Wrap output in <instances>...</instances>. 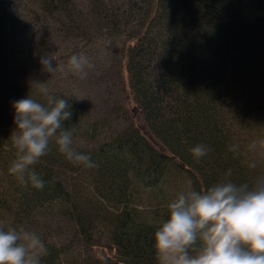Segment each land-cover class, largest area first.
<instances>
[{"label": "trees", "instance_id": "obj_1", "mask_svg": "<svg viewBox=\"0 0 264 264\" xmlns=\"http://www.w3.org/2000/svg\"><path fill=\"white\" fill-rule=\"evenodd\" d=\"M34 3L38 14L28 24L29 15L22 20L0 0V227L35 232L48 249L41 264H81L53 240L59 216L73 222L88 252L106 245L85 264H158L154 233L172 199L149 218L138 203L143 191L156 195L177 181L185 189L190 180L197 190L226 180L251 184L264 175V0H89V20L73 0ZM38 26L123 38L127 98L140 122L120 115L126 125L95 145L102 126L32 64L47 40ZM30 92L43 104L47 96L68 100L72 115L63 123L96 167L69 162L51 142L32 167L43 189L9 173L12 105ZM198 143L211 149L200 159L190 151ZM69 175L82 178L89 198L73 193Z\"/></svg>", "mask_w": 264, "mask_h": 264}, {"label": "clouds", "instance_id": "obj_2", "mask_svg": "<svg viewBox=\"0 0 264 264\" xmlns=\"http://www.w3.org/2000/svg\"><path fill=\"white\" fill-rule=\"evenodd\" d=\"M53 61L49 54L42 56V70L54 72ZM67 63L81 78H86V69L94 67L84 54L71 55ZM39 91L47 95L46 88ZM34 95L30 92L12 105L16 130L9 140L16 158L9 173L22 184L43 189L45 181L32 167L48 153L51 142L69 162L96 167L91 156L74 145L75 129L63 123L72 115L68 100L47 96V104H43ZM190 151L200 159L211 149L198 143ZM167 208L168 218L154 233L158 264H264V175L251 184L226 180L204 190L195 189L190 180ZM47 254L35 232L0 227V264H41Z\"/></svg>", "mask_w": 264, "mask_h": 264}, {"label": "rangeland", "instance_id": "obj_3", "mask_svg": "<svg viewBox=\"0 0 264 264\" xmlns=\"http://www.w3.org/2000/svg\"><path fill=\"white\" fill-rule=\"evenodd\" d=\"M3 2L9 10V6H11L22 20H24V16L29 15L28 24L31 23L29 19L38 14L34 0H3ZM73 2L77 11L86 15L88 20L90 16L92 17L89 0H73ZM43 25L41 24V26ZM38 28L40 27L38 26ZM42 29L46 33L44 38L47 40L43 41L42 46L38 48L39 51L37 50L35 57L37 61H34L35 58L32 57V64H38L37 71L47 77L55 88L72 92L76 99L85 105L88 118L102 126V133L97 142H94L95 145L114 135L126 125L124 118L120 115L130 116L135 124L140 122L137 112L132 108V103L127 98L128 81L122 62L123 38L105 31L88 32V35L81 33L80 36L74 37L75 33L72 34L73 36L70 35L72 32L69 34L59 33L54 27L50 29L42 27ZM42 29L40 28V36L43 37L44 31ZM50 40L54 43H51ZM38 52L39 55H37ZM45 54L54 58L53 64L56 70L52 73L42 70L40 58ZM73 54L86 55L94 65V67L86 69V78H81L80 75L69 70L67 62ZM81 96L83 97L79 98ZM77 177L75 175L68 176L70 180L75 179L74 189L72 185L69 187L73 189L74 194L85 200L91 194L82 178ZM183 189L184 183L177 181L169 183L156 195L152 191H143L139 198V207L150 218L159 205H162L165 200L175 199ZM54 223L53 240L59 245L66 246L68 258L85 264L88 258L92 259L100 256L103 251L107 252L104 248L105 244H97L89 252L85 250L83 241L75 235L73 222L67 217H56Z\"/></svg>", "mask_w": 264, "mask_h": 264}]
</instances>
